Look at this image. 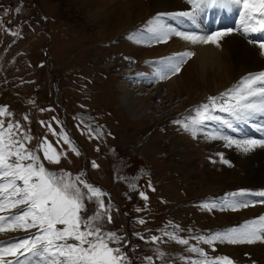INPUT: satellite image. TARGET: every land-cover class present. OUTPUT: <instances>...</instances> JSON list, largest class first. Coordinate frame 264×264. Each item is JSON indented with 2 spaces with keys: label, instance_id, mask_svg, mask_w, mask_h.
Returning <instances> with one entry per match:
<instances>
[{
  "label": "rangeland",
  "instance_id": "obj_1",
  "mask_svg": "<svg viewBox=\"0 0 264 264\" xmlns=\"http://www.w3.org/2000/svg\"><path fill=\"white\" fill-rule=\"evenodd\" d=\"M181 1L175 3H187V0L179 3ZM149 3L150 0H0V109H7V114L0 115V121L5 128L19 124V129H13L15 139L23 140L25 134L31 137L30 142L23 140L30 150H36L45 140L49 142L61 155L60 163H49L43 159L42 151L38 154L48 167L57 169L56 173H71L73 180L79 176L80 180L106 193L100 199L112 222L101 219L97 223L104 231L112 228L110 230L121 237L118 244L121 250L130 240L126 236L127 229H138L149 237L140 238V247L145 241L153 244V257L157 248L152 264H186L189 260L204 259L188 250L192 247L207 253L209 261L231 257L236 264L235 257L240 264L250 259L264 264V243L233 245L217 241L207 244L198 239L241 227L233 221L252 215L259 209L260 202L246 200L250 207L237 211L225 207V201H234L229 195L231 189L240 186L253 189L243 182L245 174L232 153L233 146L222 139L208 138L209 133L224 135L209 132L206 125L202 131L210 144L203 132L198 131L193 136L183 123H177L178 118L174 120L177 116L185 122L187 118L183 116L188 111L196 116L191 108L206 104L209 97H220L236 86L245 62L239 63L236 77L227 82L225 75L212 71L204 75L197 62L191 63L194 58L191 57L180 72L157 85V92V86L148 88L151 96L147 111L151 119L144 116L133 119L119 103L121 93L117 85H132L134 79H130L129 74L139 71L149 77L156 76L157 70L151 61L147 65V57L153 60L176 51L174 47H183L176 42L177 36L167 42L150 41L151 47L139 45L136 39L141 40L142 32L154 18ZM128 5L133 7L132 23L121 33V29L126 28L123 21ZM129 32L132 33L125 37ZM237 34L246 37L240 31ZM127 62L140 69L135 68L121 79V69H126ZM132 67L128 66L127 70ZM141 69L148 72L151 69L152 73ZM172 77L179 78L170 83ZM50 81L55 84H52L53 98L48 103L44 101L51 97ZM135 94L143 96L145 93ZM82 110H87L95 124L103 127L105 136L100 140V152L92 147L97 139L86 141L84 126L78 123ZM208 123L216 129L220 126L216 121ZM65 134L79 155L64 142ZM209 145L225 155L231 165L229 168H225L229 164L225 167L220 164ZM93 162L98 167H94ZM253 162L264 165V159ZM146 168L152 169L155 175L146 174L149 179L142 186V178L134 173ZM80 187L87 191L82 184ZM209 187L215 188V192L210 193ZM85 202L87 216H91L94 208L99 209L96 198ZM205 204L210 207H203ZM212 204L216 207H211ZM141 220L144 223H139ZM156 232L161 235L153 242ZM166 233L186 239L188 244H179ZM25 238L28 236L20 239ZM244 245L258 249L249 251L244 247L241 250Z\"/></svg>",
  "mask_w": 264,
  "mask_h": 264
},
{
  "label": "snow or ice",
  "instance_id": "obj_2",
  "mask_svg": "<svg viewBox=\"0 0 264 264\" xmlns=\"http://www.w3.org/2000/svg\"><path fill=\"white\" fill-rule=\"evenodd\" d=\"M188 3L192 6L191 10L177 13L175 17H185L193 23L200 13L209 8L238 9L241 34L247 36L249 33H260L259 41L249 40V43L258 44L259 48L264 50V0H188ZM147 31L152 33L157 42H167L171 37L177 36L191 45L212 44L219 48L220 40L231 34L233 29L206 34L179 31L167 25L158 15L150 22ZM194 55L192 51H185L177 53L167 61L158 62L160 67L156 79L163 80L177 74L181 66ZM222 100L226 103H221ZM193 111L196 116L189 121H177L183 123L185 130L193 136L202 131L208 122H221V118L213 114L215 111L226 113L232 118L222 121L229 128L233 127V123L246 124L257 118L264 119V72L244 77L232 89L222 93L220 97H209L208 103ZM5 114L7 109H0V115ZM14 128L19 129L20 125H9L5 128L0 121V213L23 207L18 213L0 215V233L17 229L26 232L36 229V232L28 238L0 247V264H5L7 256L15 257L7 264H127L128 257L121 248L111 246L113 243L120 244L121 237L113 231H104L97 223L101 219L112 222L104 201L100 199L106 193L80 180L79 176L73 180L71 173H56L46 168L38 152L42 151L43 159L53 164L60 163L61 155L46 140L35 151L28 149L23 140L30 142L31 137L25 134L23 140L15 139ZM261 130H264V126H261ZM208 138L222 139L229 146L234 145L243 154H248L256 148L264 149V138L234 139L215 134H209ZM63 139L72 151L79 155L67 134ZM221 162L229 164L223 155ZM93 166L98 167L95 162ZM81 184L86 192L80 187ZM229 195L235 197L245 193ZM255 195L264 197V192H257ZM141 197L147 200L143 193ZM93 198H96L101 211L91 216H83L82 213L87 212L85 201L90 202ZM224 206L237 211L249 207V203L225 201ZM203 207L209 208L210 205L205 204ZM211 207L216 205L212 204ZM58 225L63 227H57ZM166 235L179 244H188V240L179 239L174 234ZM198 239L207 244L217 241L233 245L264 243V216L247 221L241 227L216 233L210 238ZM152 240L155 242L159 237H153ZM188 250L198 253L204 259L189 260L186 264H233L229 257L209 261L207 253L203 250L195 247ZM147 259L149 264H152L151 257Z\"/></svg>",
  "mask_w": 264,
  "mask_h": 264
},
{
  "label": "bare ground",
  "instance_id": "obj_3",
  "mask_svg": "<svg viewBox=\"0 0 264 264\" xmlns=\"http://www.w3.org/2000/svg\"><path fill=\"white\" fill-rule=\"evenodd\" d=\"M175 1L176 0H150V12H164V18H166L165 23L179 31L206 34L233 29L231 34L225 35L220 40L219 48L212 44L191 45L177 37L176 42H178V44L180 43L181 46L183 45L185 51H192L195 53L191 63L197 62V64L201 66L204 75L206 74L207 76L208 73L212 71L222 76L225 75L227 82H231L232 78L236 77L239 63L243 61L245 62V66L242 68L244 72L242 73L241 80L250 74L264 72V54H262L264 50L260 49L258 44L249 43V40H252V38L259 41L261 39L260 33H249L246 37L237 34L241 29L240 13L238 9L209 8L200 13L196 17L195 23H193L185 17H175L177 13L191 10L192 6L188 3V0L187 3L183 5H177ZM132 11V5H128L125 12V20L123 21V25H125L126 28L123 27L125 28L123 31L120 28L121 33L131 27V18L133 17ZM104 37H106V35ZM129 78L134 79V83H131L134 85L133 89L130 87L132 85L127 83H119L117 85L118 91L121 93L119 103H122L133 119L138 120L141 117L143 118V116L149 117V112L147 110L150 108L148 99L151 95L146 88L150 86V83H154L153 80H157L156 76L149 77L147 74L138 71L129 74ZM178 78L179 77H172L170 83H174ZM145 82L147 85L143 84ZM159 86L155 88V92H157ZM135 92H143L146 95H137ZM232 153L237 158L238 166L245 174L243 182L253 187L264 186V165L258 166L253 162L254 159H264V149L256 148L248 154H243L238 149L237 153L234 151H232ZM208 190H210V193L215 192L213 191L215 190L213 187H209ZM224 223L227 222L224 221ZM244 247L249 251H256V249H258L250 246H242L240 249ZM238 248L239 247H234L236 250ZM237 255H240V251Z\"/></svg>",
  "mask_w": 264,
  "mask_h": 264
}]
</instances>
